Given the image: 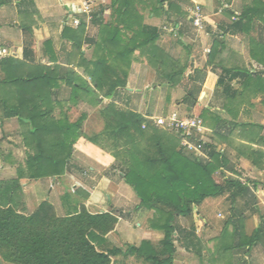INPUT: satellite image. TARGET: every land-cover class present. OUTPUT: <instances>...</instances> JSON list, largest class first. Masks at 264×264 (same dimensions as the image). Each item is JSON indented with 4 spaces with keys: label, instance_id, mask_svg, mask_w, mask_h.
<instances>
[{
    "label": "crops",
    "instance_id": "obj_1",
    "mask_svg": "<svg viewBox=\"0 0 264 264\" xmlns=\"http://www.w3.org/2000/svg\"><path fill=\"white\" fill-rule=\"evenodd\" d=\"M84 1L0 0V46L12 53L10 58L25 64V72L55 73L39 93V104L48 112L45 119H64L69 123L84 119L83 134L73 146L70 171L62 176L37 180L19 179L18 169L26 168L27 152L30 151L25 137L28 129L17 117H8L0 107V184L20 182L19 211L25 215L32 214L44 201L51 202L59 216H65L82 204L92 214L112 213L118 217L115 230L105 237L107 245L126 249L149 243L160 252L165 231L152 227L156 211L143 205L134 189L126 183L123 170L127 160L120 154L121 148L106 150L101 145V138L111 139L108 134H103L104 128L99 137H88L87 126L92 116L97 115L99 106L111 102L142 116H160L147 106L154 94L162 97L161 111H179L191 102L185 100L188 93L178 101L180 89L188 84L191 88L200 85L197 107L213 110L209 114L211 119L218 117L239 125L231 131L227 124L228 130L226 128L220 134L216 133L215 122L207 123L206 139L214 144L222 141L227 148V152L222 153L228 160L225 175L248 184L251 193L237 198L221 229H214L222 223L218 216L221 212L213 207L220 199L228 198L229 193L208 198L195 207L194 212L201 211L202 214L193 213L194 228L189 220L180 218L173 264H264V239L254 244L245 241L264 224V77L263 85L258 83L257 87L249 78L243 80L225 74V71L242 70L253 76L257 72L264 75V64L254 58L258 56L264 61V0H164L163 5L157 0H132L135 19H121L120 2L116 0H88L92 3L91 21L82 13ZM198 6L204 15L201 31L191 20L192 12ZM253 8L263 14L255 17L250 32L234 33L230 27ZM75 16L82 21L77 28L71 21ZM141 25L157 29L156 46L160 49L162 62L154 63L149 53L144 54V50L135 47L133 42L138 39ZM108 28L119 31L117 49L132 50L126 75L121 74L125 88H119L113 98L100 94L97 99L88 94H76L73 87H78L79 82L77 79L69 81L68 74L74 71L77 78L95 88L93 80L85 73L86 67L78 65L82 59L91 61L94 58L95 42ZM66 30L73 32L66 36ZM75 41L81 46L80 50L75 47ZM186 60H190L185 73L187 80L181 79L172 87L166 75L176 68L174 64L182 66ZM1 69L0 63V83L5 77ZM222 76L236 92L235 97L225 94L223 86L218 87ZM13 94L14 87L0 84L1 99L13 105L17 99ZM140 100L143 105L139 104ZM76 105L81 110L79 106L84 105L87 113L82 111L78 117L74 115ZM101 119L105 127V119L102 116ZM244 126L248 128L244 129ZM232 218L233 223H230ZM236 227L241 231L239 242L235 239ZM212 231H220V238L207 239L203 235ZM224 233L226 241L222 240ZM113 260L115 264H150L135 256L121 255Z\"/></svg>",
    "mask_w": 264,
    "mask_h": 264
},
{
    "label": "trees",
    "instance_id": "obj_2",
    "mask_svg": "<svg viewBox=\"0 0 264 264\" xmlns=\"http://www.w3.org/2000/svg\"><path fill=\"white\" fill-rule=\"evenodd\" d=\"M116 2H120L121 19H135L132 0ZM157 2L163 5L164 0ZM169 8L171 11L172 5ZM259 13H262L259 9H250L230 28L234 33L250 32ZM138 30V39L133 42L135 47L142 49V52L144 50V54L149 53L154 63L162 62L163 58L158 53L160 49L156 46L157 29L141 25ZM72 32L66 30L65 35ZM118 35L117 29L104 30L100 40L95 42L94 58L91 61L82 59L78 65L86 67L85 73L93 80L94 89L83 79H78L74 71L69 72V81L77 79L79 82L78 87H73L76 94H88L97 99L100 94L113 98L119 88H125L121 74L126 75L132 50L117 49ZM75 47L81 49L76 41ZM254 58L264 64L258 56ZM0 63L5 75L0 84L11 89L14 87L13 95L17 97L13 105L0 98V107L4 108L8 117H17L28 129L25 137L30 151L27 152L26 168L18 169L19 179L37 180L66 174L71 170L73 146L83 134L84 119L74 123L64 119H45L48 112L39 104L38 98L43 86L53 79L51 75L54 72H25V64L10 57ZM184 71L173 68L166 75L172 87L178 84ZM225 74L243 80L249 78L257 87L263 85L264 75L260 72L254 76L242 70L225 71ZM224 79L220 77L218 87L223 86L225 94L235 97L236 92ZM200 92V85L190 90L185 98L191 100L187 104L189 107L197 105ZM209 114V111H205L203 116ZM101 116L105 119L103 134H108L112 141L117 142L116 147L121 148L120 154L127 160L123 170L126 183L134 189L143 205L157 213L151 224L153 228L165 231L163 248L160 252L156 251L149 243H143L140 248L128 246L126 249L107 245L105 237L115 230L118 217L112 213L92 214L82 204L69 210L65 216H59L52 203L44 201L32 214L25 215L19 211L22 187L19 181H15L0 184V254L6 261L13 264H113L114 258L123 255L135 256L150 264H173L180 218L189 220L194 228V208L206 199L229 193L232 205H235L238 197L251 193L248 184L225 175L228 160L225 155L216 152L212 144L208 145L213 148L210 160L199 161L185 154L176 136L154 127L134 111L122 109L111 102L102 109ZM212 119L216 123V133L221 134L227 124L231 131L239 126L218 117ZM144 124H147L146 129H143ZM220 170V179L216 181L215 174ZM233 219L230 223H233ZM225 233L223 241H226ZM240 236V228L236 227L237 242ZM263 239L262 223L245 241L254 244Z\"/></svg>",
    "mask_w": 264,
    "mask_h": 264
},
{
    "label": "built area",
    "instance_id": "obj_3",
    "mask_svg": "<svg viewBox=\"0 0 264 264\" xmlns=\"http://www.w3.org/2000/svg\"><path fill=\"white\" fill-rule=\"evenodd\" d=\"M92 3L88 0L84 1L82 13L87 16V20L91 21ZM192 24L198 30L203 29L204 15L200 6L192 12ZM72 25L79 27L82 24L81 18L75 16L71 18ZM12 56V53L5 47L0 46V62ZM154 127L160 128L169 134L176 136L180 141V146L185 153L194 156L199 161L210 160V152L212 147H208L210 143L206 139L208 129L204 120L198 115L184 116L179 111H173L166 115L160 116H144ZM147 128V124L143 125V129ZM221 153V152H220Z\"/></svg>",
    "mask_w": 264,
    "mask_h": 264
},
{
    "label": "rangeland",
    "instance_id": "obj_4",
    "mask_svg": "<svg viewBox=\"0 0 264 264\" xmlns=\"http://www.w3.org/2000/svg\"><path fill=\"white\" fill-rule=\"evenodd\" d=\"M173 30H171V32H172ZM189 62H190V60H186V62L182 65V66H178L177 64H174V66L176 67V69H185V71L183 72V74H182V77H181V79H182V81L184 80V81H186L187 80V76L185 75V73H186V69H187V67L189 66ZM153 86V85H152ZM175 89H177V88H175ZM179 90V89H178ZM190 90H193V88H191V87H189V84L188 85H185V87H183V89H180V93H179V98H178V101H180V99H183L184 98V96L186 95V93H189V91ZM158 92H160L159 90H158ZM161 93V92H160ZM159 95V94H158ZM161 96V95H160ZM160 96H157V94L155 95L154 94V96H152L151 98H150V100H148V102H147V106L149 107V109L150 110H152L156 115H166L165 113H171L170 112V110L168 111V110H166V111H161L159 108L163 105L162 104V101L160 100L162 97H160ZM163 97H164V95H162ZM140 105H143V102L140 100V103H139ZM77 107H76V109H74V107H72L71 108V110H75L76 112H74V115H77V117L81 114V112L82 111H85L86 113H87V110L85 109V107H82V106H84V105H80L79 107H81L82 108V110L81 109H77L78 108V105H76ZM106 105H104V104H101L100 106H99V108L97 109V112H96V114L97 115H95V116H92V118L89 120V122H88V133H86V135L88 136V137H94V136H98V134L99 133H101V131H102V129L103 128H105L104 127V121L101 119V115H99L98 113H100L101 114V112H102V110H101V108L102 107H105ZM165 106V105H164ZM190 105H187V106H183V107H180V109H179V112L180 113H182L184 116H190V115H198V116H200L203 120H204V122H205V124L207 125V123L209 124V125H211V124H213L214 123V120L213 119H211L210 118V115H206L205 117L203 116V114L205 113V111H209V113H211L210 111H212L213 112V110H209V107L208 108H201V107H197V105H196V107H189ZM208 106V105H207ZM209 106H211V105H209ZM160 110V111H159ZM245 128H248L247 126L246 127H244V129ZM253 129H254V127H252ZM99 137V136H98ZM101 145H102V147H104L106 150H108V151H114L115 150V148L114 147H116L117 146V142H114V141H112V140H105L104 138H101ZM208 141V140H207ZM209 143H210V145L212 144V146L214 147V150L216 151V152H221V153H226L227 152V148H225L224 147V145H223V143H222V141H220V140H218V141H216L215 143L216 144H214L213 142H210V141H208ZM225 151V152H224ZM185 154H187V156H189V157H193V158H195L194 156H192V155H190V154H188V153H185ZM233 164V163H232ZM241 173V176L242 177H244V175H242V172H240ZM220 174H221V170L220 171H218V172H216V174H215V179H216V181H219V179H220ZM75 185H77V184H75ZM72 186H73V184H72ZM45 195L47 196V193H45ZM213 206H215V205H213ZM210 207H212V205L210 206L209 205V208ZM213 208H215L214 210H216V211H220L221 213H218V216H219V219H220V223H222L221 224V226L220 227H218V228H216V226H215V228L214 229H221V227H223V224L225 223V221L229 218V216H230V213H231V208H232V201H231V199L228 197V198H223V199H220L219 201H218V205H216L215 207H213ZM212 208V209H213ZM214 210H209L210 212H213ZM201 212V211H200ZM200 212H198V213H195L194 211H193V213H194V215H200L201 216V214L202 213H200ZM209 212V213H210ZM194 218H195V216H194ZM196 219V218H195ZM197 220H200L199 219V217H197ZM183 221L185 222L186 221V219H183ZM214 226V225H213ZM203 235L205 236V237H207V239H214L215 237H218V238H220V236L219 235H221L220 234V231H212V233L211 232H209V234L206 232V233H203ZM0 264H13V263H11V262H8V261H6V259L3 257V255L2 254H0ZM114 264V263H113Z\"/></svg>",
    "mask_w": 264,
    "mask_h": 264
}]
</instances>
